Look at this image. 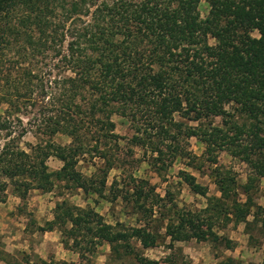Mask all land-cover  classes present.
Here are the masks:
<instances>
[{
	"label": "trees",
	"instance_id": "trees-1",
	"mask_svg": "<svg viewBox=\"0 0 264 264\" xmlns=\"http://www.w3.org/2000/svg\"><path fill=\"white\" fill-rule=\"evenodd\" d=\"M200 2L0 0V103L7 104L6 116H0L5 136L0 177L21 199L30 189L50 192L63 186L109 202L121 197L136 213L151 217L161 198L148 180L129 176L122 189L111 185L105 193L109 172L118 167L113 147L121 137L113 116H119L133 130L127 142L158 155L148 163L159 173L177 158H189L181 142L190 137L203 144L211 163L225 150L251 170L239 184L231 170L215 169L220 194L214 196L194 175L181 173L190 190L207 202L197 212L173 204L174 218L165 227L170 245L196 239L229 249L235 243L218 230L242 222L247 230L264 228V207L253 199L257 182L264 179V0H207L204 17ZM30 101L55 110L44 114L42 132L48 140L28 152L20 146L23 129L8 137L15 132L13 114ZM215 117L219 125L203 124ZM57 133L69 142L53 141ZM85 154L103 159L104 166L82 173L77 165ZM50 156L61 161L59 169H49ZM55 229L85 264H92L89 255L104 243L118 258L132 255L138 264H159L131 243L155 246L158 235L148 227L108 223L94 209L68 199L57 201L53 219L39 227Z\"/></svg>",
	"mask_w": 264,
	"mask_h": 264
},
{
	"label": "rangeland",
	"instance_id": "rangeland-1",
	"mask_svg": "<svg viewBox=\"0 0 264 264\" xmlns=\"http://www.w3.org/2000/svg\"><path fill=\"white\" fill-rule=\"evenodd\" d=\"M199 11L202 17L206 15L207 0H201ZM253 35L257 33L254 32ZM210 42L213 43V40ZM57 71L55 68L52 75ZM43 104L44 102L40 101L37 103L30 101L23 104L19 112L13 114L12 129L15 132L8 138L17 137L23 129L24 135L20 140V146L28 152L31 146L43 143L49 138L42 132L46 119L44 114L52 112L55 108L51 105L43 108ZM6 108L7 104L0 103L1 117L6 116L4 113ZM113 120L116 124L115 133L121 137L118 148L112 146L113 153L118 157V167L110 170L105 193H108L111 185L122 189L129 182V176L146 179L161 198L154 206L153 215L145 217L141 213H136L132 204L121 197L109 202L97 195L85 194L80 189L70 190L63 186H57L50 192L30 189L26 197L21 199L14 186L0 177V264H6L5 260L13 264H43L42 261L85 264V260L81 261L77 252L64 246L58 230H39V227H45L46 222L53 219L56 202L62 199H68L79 207L94 209L111 224L119 222L127 227L139 225L148 227L152 233L158 235L159 241L155 246L144 249L135 239L131 240V243L142 257L159 264H264V228L261 229L260 224L250 230L246 229L243 222L229 224L218 230L220 235L227 236L235 243L234 247L229 249L196 239L176 241L170 245L169 238L165 236V227L174 218L173 204L179 209L195 212L206 206V198L193 193L181 179V173L188 172L194 175L197 182L207 188V195L214 196L220 194L215 183V169L231 170L237 182L244 184L251 175V170L244 162L231 157L227 151L220 150L216 153L215 162L211 163L203 155V144L197 138L190 137L181 142L189 153V158H177L170 167L159 173L148 163L158 155H152L147 149L129 144L127 139L133 134L131 126L119 116H113ZM177 120L189 126L198 125L197 122L190 120L181 118ZM207 122L219 125L221 120L215 117L204 121L203 124ZM3 134H0V143L5 141ZM51 139L62 145L69 142L68 137L59 133ZM47 165L54 171L59 169L62 163L56 157L50 156ZM103 166V159L94 154H85L80 157L77 168L88 175L94 171L98 172L97 168ZM240 197L245 199L244 195ZM253 199L257 205L264 207L263 178L256 184ZM252 220L251 215L248 221ZM89 259L92 264H138L132 255H122L118 258L105 243L98 246L95 252L89 255Z\"/></svg>",
	"mask_w": 264,
	"mask_h": 264
}]
</instances>
